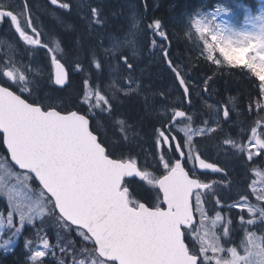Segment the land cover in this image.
Instances as JSON below:
<instances>
[{
    "label": "snow or ice",
    "instance_id": "1",
    "mask_svg": "<svg viewBox=\"0 0 264 264\" xmlns=\"http://www.w3.org/2000/svg\"><path fill=\"white\" fill-rule=\"evenodd\" d=\"M47 2L67 17L76 8L71 0ZM92 3L95 6L89 4L88 12L78 17L84 24L82 33H50L53 39L47 40L33 16L31 0H0V25H8L29 61L21 67L0 57V143L7 150L3 159L12 169L5 171L28 193L22 197L7 188L0 175V196L7 197V207L0 211V236L5 224L11 233L0 247L7 250L25 225L35 228L37 221L55 216L62 227L92 245L81 249L80 259L60 247L64 258L59 264H264V126L258 121L259 131L252 127L251 136L239 134L247 144L227 136L222 141L244 168L259 165L252 169L257 179L247 185L251 192L238 199L229 197L233 202L227 203L215 192L216 182L207 180L209 171L225 169L202 158L196 138L219 141V133L232 120L230 111L218 108L215 121L193 113L194 85L162 43V59L182 90V101L170 105V111L165 109L160 129H153L152 164L125 157V148L133 150L128 133H135L136 123H129L134 116L127 114L121 101L135 99L142 91L134 62L139 21L134 15L127 34L109 29L102 0ZM249 23L251 30L236 29L215 23V16H201L189 27L202 41L199 52L205 62L221 71L226 66L250 74L259 81V95L264 97V14ZM147 31L168 40L158 19L147 24ZM151 43L155 46L156 40ZM36 61L39 65L33 70ZM110 74L116 79L105 90L103 82ZM74 77H79L75 88ZM213 81L214 76L203 81V92L210 91ZM56 93L68 95L71 107ZM257 106L264 111V104ZM97 118L123 130L118 144L96 134ZM34 181H38L35 188ZM145 193L154 194V202H142ZM225 208L238 210V225L232 219L225 221L221 214ZM236 227L244 231L243 240L225 248L221 240ZM42 231L36 230V235ZM32 243L28 240L25 246ZM40 243V248L31 250V264H45L44 258L54 254L47 238L41 236Z\"/></svg>",
    "mask_w": 264,
    "mask_h": 264
},
{
    "label": "trees",
    "instance_id": "2",
    "mask_svg": "<svg viewBox=\"0 0 264 264\" xmlns=\"http://www.w3.org/2000/svg\"><path fill=\"white\" fill-rule=\"evenodd\" d=\"M132 1H135L137 3L138 10L142 12L143 25L147 26V24L153 22L156 19L162 22L163 30L168 35L171 46L169 55L172 56L171 58L175 64L184 69L190 77L192 74H194L195 76L200 75L208 77L212 75L213 71V74L216 75L214 77L213 83L218 82L219 84H221L222 82V84H218L219 86L217 85V87L211 85L213 89L219 88L218 91L220 92V94H237V102H239L240 106H243L245 110H248V113L251 112L253 108L256 111L257 104L260 101L258 97L255 98L256 96H254V94L257 93V90L255 85L253 84V80L250 74L248 76L241 72V70L239 69L230 68H223V70L221 71L217 69V66L212 65L210 62H205L203 57L200 56L199 45L197 44L195 38L188 33L187 29L189 26V22L187 21V16L194 13L200 5L204 6L205 4L208 6H212L218 0H160L159 2L155 0ZM239 1H243L245 4L254 8L262 0ZM102 2L106 18L110 20V26L108 25V28L115 27L117 32H119V29L125 30V28L128 26V23L126 22L128 14L125 12L127 11L128 7L126 4H123L124 0H102ZM154 2H156L158 6L156 5V3L154 5ZM89 3H92V0L88 1V5ZM106 3L108 4L106 5ZM93 5L95 6L94 3ZM78 21L77 25H82L83 28L77 26L76 31L77 33H82L84 31V24H82L80 20ZM0 57H3L1 53ZM161 66L162 69L156 67L155 65L151 66L153 76L158 78L161 82H164V84L162 83L163 86L161 85V83H159L158 87L154 89V96H152L153 99L147 93L149 95H146L148 100L144 99L146 97L145 94H139L140 96L138 95V97L130 101H121V103L124 104L127 110V114L134 116V120L129 121V123H136L137 130L135 131L136 133L131 132L134 137L133 140H129L130 147L133 150L129 151L127 148H125L124 155L125 157H127L128 155H132L134 158L138 159V163L140 164L153 163V159L146 155L145 157H141V153L146 152V150H148V152L149 150H151L152 153L153 144L155 142L153 129L155 127V129L159 130L161 127L159 121L162 116L158 115L159 112L152 111V114H155L154 117L150 118L149 116H147L149 113L146 110V106L149 98L152 99L151 101H149L150 104H152L154 101L155 104H160V106H162V103H164L163 105L166 104L168 106L175 105L176 103H168V100L170 101V99L168 98L169 93H167L169 91L168 82L169 85L173 84L174 88L176 87L179 93H182V90L180 89L173 73L167 68L165 63H162ZM0 67H3V63H0ZM150 79L153 82V79ZM78 83L79 77H74V88L78 85ZM97 83L99 84L100 82L98 81ZM49 87L56 86L49 85ZM74 88L69 89L68 92L73 93ZM103 88L107 90L105 84ZM56 95L63 96V98L69 102V107H71V98L68 95H65L64 93H56ZM257 113L258 116L253 119L252 115H248L244 111V115L241 118L240 116L235 118V125L230 127V133L228 132V130H226V132L219 133L221 138L219 141L215 142L214 138H209V140H201V143L199 144L200 150L203 153V158H206V160H210V162H215L221 165L227 173L224 178H221L222 186L221 189H219V191L217 192L219 196L222 197L223 200L227 203L233 202L231 199H229V197L238 199L240 194L247 192L246 188L248 185L247 183L249 178V168H244L237 160L236 156L223 154L222 152H224L223 150L226 148L225 145H223L222 141L226 136L231 139L244 141L245 139H243V136H247V134L251 131V128L254 127L255 121L263 117L262 111H257ZM97 120L98 121L96 122L95 120L93 124L96 126V133L98 135L104 136L107 140L108 134L109 136L111 135V137L115 140L118 136H121L116 128L110 127L103 119L97 118ZM101 123L103 126L101 125ZM240 133H243V136L239 135ZM217 147L218 150L221 151V153H219V159H216L214 157L212 158L211 156L205 154L206 151L213 150V148ZM6 155L7 154L5 148L3 147V144L0 143V157H5ZM156 174L159 175L160 173L157 172ZM34 183L37 185L35 181ZM138 191L143 193V189L138 188ZM153 199L154 194L151 193H145L142 197L143 202L146 201L152 203L154 201ZM207 207L211 208L212 203H208ZM223 212L226 213L228 219H232L236 225L239 224V217L236 215V213L238 212L237 209H233L231 212H228L227 208H225ZM38 222H40L42 224L41 226H43L40 229L45 230L44 227H48L46 228V236L49 240H51V243H58L53 248L55 253L52 260L48 259L47 257L44 258L45 264H59L58 260L56 259L58 258L60 260L64 258L62 253L58 251V246L64 247L65 245V247L70 251H74L77 257L82 256L80 250V247L82 246V239L74 231L65 229L60 225L59 222H57V220V223L54 224V221L51 220V216H46L42 221H37V223ZM28 230L29 228H26L24 233L18 237V241L11 251L3 252L0 250V264H31V261L29 259L30 251L25 246L26 240L23 237L28 234ZM253 230L257 231V233L260 234V231H258L257 229L254 228ZM243 235L244 231H242L239 227H236L229 234V236L224 239V244H227V247L228 245L237 246L240 244L239 241L240 239H242ZM191 242L193 243V241ZM84 244L89 249L92 247L90 243L85 242ZM55 255L57 256V258Z\"/></svg>",
    "mask_w": 264,
    "mask_h": 264
},
{
    "label": "rangeland",
    "instance_id": "3",
    "mask_svg": "<svg viewBox=\"0 0 264 264\" xmlns=\"http://www.w3.org/2000/svg\"><path fill=\"white\" fill-rule=\"evenodd\" d=\"M88 1L89 0H77V3L78 4L80 3L78 8L79 9L82 8L81 10H82L83 13L85 11L88 12V10H89ZM156 1L159 2L160 0L159 1L156 0ZM130 2H132V1L124 0V2H123V4H126V5L129 4V5H127L129 10L127 9L128 11H126V13L128 14L129 18H131V20H130L131 23L129 24L128 29H127V31H125L124 34L128 33V30L131 28V25H132L133 16L135 15V17H136V15L138 13L137 12L138 5L136 4V6L133 7L134 4L130 3ZM82 5H83V7H82ZM218 8H225V9H227V11L218 13L217 12ZM261 14H264V0L260 1V3L257 4L254 8L250 7L249 5L245 4L243 1L241 2L239 0H218L212 6H208V5H205V4H204V6L200 5L196 9V11L194 13L189 14L187 16V21L190 24L191 20L199 19L201 16H208L209 18H211L212 16H215V23L227 25V26H230V27H233V28H236V29H249V30H251L252 25L249 23V20L251 18L256 17L258 15H261ZM51 18L53 20H56L55 17H53V16H51ZM54 22H55V24H57V26L58 25L62 26V23H61L60 20H58V21L56 20ZM187 30H188V33L195 38L197 44L199 46H201L202 45V41L199 39L198 34H195L194 28H190L188 26ZM110 35H112V34H110ZM114 35H116V34H114ZM151 37H152V35H150L149 38L148 37L147 38L143 37V39H142V37H141V39H142L141 40L139 38V36H138L136 38V43H135V46H134V51H135L134 62L136 63V70H138L139 66L143 67V70H145L148 75L152 72V69H151L152 65H155L156 67H158L157 64L161 65V63H162V58H159L161 53L158 51L159 50L158 43L156 42L155 46L152 45L151 41H150V43L146 44L147 40L151 39ZM153 39H154V37H152V40ZM0 43H1L0 44V50L4 49L5 51H7L8 52V56H11L12 59H13L12 61L15 62L18 66L23 67V65L29 63V62L26 63L25 61H23L21 59L22 53L19 54V53H17L15 51V48L17 47L16 46V41L14 39H11L9 37V35L0 36ZM129 54L130 55L132 54L131 51L129 52ZM38 65H39V63H37V61L34 62L32 64L33 70H35V68ZM109 72L111 73V69H109ZM148 75L146 76L145 87L142 88L141 94H145V96L149 94L150 97L152 98V96H154V94H153V91H155L154 89L156 87H158L159 83H161V85H162V83L164 84V82H161L158 78L154 77L152 75V73L149 76ZM135 76L137 77V83L142 87L144 83H142L141 79L138 77V75H136V73H135ZM198 76H199L200 80H205L207 78V77L200 76V75H198ZM150 78H152V79L154 78L153 79L154 83L152 82V80H150ZM115 79H116V77L112 76L110 74L109 81H113ZM193 82H192V85H194L193 92H195V94L197 96H199L201 93H203V89H201L202 84H201L200 81L194 82V84H193ZM109 83L110 82H108V86L106 87L107 90H109ZM152 84H153V86H152ZM258 84H259V81H257V86H258ZM168 86H169V88H171L172 84L169 85V82H168ZM146 91H148L147 92L148 94L146 93ZM151 98H149L150 99L149 101L152 100ZM144 99L148 100L147 96ZM149 101L147 103L148 109L150 111L156 112L155 111L156 109H152V108L160 107V104H155V103L150 104ZM259 101H260L259 104H264V97H261ZM164 106L165 105H162L161 108H164ZM256 108H258V106ZM157 112H160V109L159 110L157 109ZM262 113H263V117H261L257 121H255L254 127H258V125H257L258 121L260 122V126H264V111H262ZM165 114H166V112H165ZM149 115H152V113L150 112ZM235 117H236V115L232 118V120H233V121L231 120L232 123L235 122ZM205 120H208V119H205ZM259 130H260V128L258 127V131ZM247 136H251V131L247 134ZM237 141H239V140H237ZM243 143L247 144V140L245 139L243 141ZM225 148L226 149H224V150H227L228 146L225 145ZM3 158H4V156L0 157V175H4L5 176V184H6L7 188L15 189V190L19 191L22 197L27 195L28 193H26L25 190L20 187V185L16 181L15 177L6 174L5 170H7V172H11L12 169L9 167L8 163H6ZM151 159H153V158H151ZM255 167H259V165H253L252 167H249V170H248L249 178H248V183H247L248 185L252 184V182L257 179V177L255 176L254 171L252 170ZM262 170H264V169H262ZM17 171H19V170H17ZM32 187L33 188L37 187L34 182H33ZM217 188L219 189V185H217ZM217 188H215V191L217 190ZM246 190H247V192H251V189L248 188V187L246 188ZM214 199H215V197H214ZM250 200H251V202L253 204L257 203L254 196H251ZM6 201H7V197L0 196V211L4 210L7 207ZM221 214L225 217V221H227L228 217H227L226 213L222 212ZM211 215H215V214L211 213ZM51 220L54 221V224L57 223L56 219H55V216H51ZM41 225L42 224L40 222L36 223L35 228H33L32 226H29V225H25V227H24V229L22 231V234H23L24 231L26 230V228H29L28 234L23 236V237L25 238L26 242L28 240H32L33 241L32 245L30 247H27L28 250L30 251V254H31V250L32 249H36V248H40L41 247V243H40L41 236L47 238V236H46V228H48L47 226L44 227L45 230L42 231L41 236H37L36 235V230H38V228L40 229L41 227H43ZM257 234L259 235V233H257ZM244 235H245V233H244ZM244 235H243L242 239H240L239 243H241V241L243 240ZM10 236H11V233L8 231L7 226L5 224V227L3 229V235L0 236V245H4L5 241ZM18 237H13L12 238V242L7 244V246H6L7 250L5 249V247H0V250L3 251V252L11 251L14 248L15 244L17 243V241H18L17 240ZM224 239H226V237H223V239L221 240V243L224 245L225 248L234 246V245H228V247H227V244H224V242H225ZM49 242H50V244H52L51 240H49ZM84 243L85 242L82 240L81 241L82 246L80 247V250L82 248L86 247V245ZM56 244H58V243L55 242V244H52V245L55 246ZM64 247H65V245H64ZM197 247H198V244H197ZM53 251H54V249H53ZM58 251H60V247L59 246H58ZM240 251H241V254H243V249L242 248L240 249ZM54 253H55V251H54ZM53 255L54 254H49L46 257L48 259L52 260ZM29 257H30V255H29ZM56 258H57V256H56ZM77 258L80 259V258H84V257L82 255V256L77 257ZM56 260H58V263H59V259L57 258ZM69 264H71V261H69Z\"/></svg>",
    "mask_w": 264,
    "mask_h": 264
},
{
    "label": "bare ground",
    "instance_id": "4",
    "mask_svg": "<svg viewBox=\"0 0 264 264\" xmlns=\"http://www.w3.org/2000/svg\"><path fill=\"white\" fill-rule=\"evenodd\" d=\"M75 1V0H74ZM120 1V0H119ZM130 1H132V0H130ZM156 1V0H155ZM159 1V0H158ZM72 2V1H71ZM76 2H77V0H76ZM107 2V1H106ZM122 2V1H121ZM128 2V1H127ZM105 3V2H104ZM130 3H133V4H135L136 2L135 1H132V2H130ZM155 3L156 2H154V5H155ZM80 4V3H79ZM84 4V3H83ZM89 4H91V6H94L93 5V3H89ZM108 3H106V5H107ZM137 4V3H136ZM135 4V5H136ZM127 5H129V4H127ZM135 5H133V7L135 6ZM156 5H157V3H156ZM88 6V5H87ZM158 6V5H157ZM78 7V6H77ZM82 7H83V5H82ZM128 7V6H127ZM106 8V7H105ZM154 8V7H153ZM82 9V8H81ZM88 9V8H87ZM107 9V8H106ZM133 9V8H132ZM108 10H110V9H108ZM128 11V10H127ZM80 12V11H79ZM126 12V11H125ZM137 15H136V18H137V20L139 21V24H142V18H143V16H142V12L140 11V10H138L137 9ZM83 13V12H82ZM87 12L85 11L84 13H83V15H85ZM145 13V12H144ZM80 14V13H79ZM125 15V14H124ZM127 15V14H126ZM80 16V15H79ZM47 18H48V16H45V20H46V22H47ZM64 19V18H63ZM69 20L67 21V23L68 22H70V25H71V27L73 28V29H75L76 27V18L75 17H72V19L71 18H68ZM127 19V25L129 26V24L131 23L130 22V20H131V18H129V16H128V18H126ZM110 21V20H109ZM122 21V20H121ZM64 22V21H63ZM66 23V22H65ZM78 23H79V21H78ZM86 23V22H85ZM60 24V23H59ZM68 25V24H67ZM58 26H60V25H58ZM69 26V25H68ZM78 27H82V25H77ZM110 26V25H109ZM112 26V25H111ZM128 26L125 28V30L126 29H128ZM147 27V26H146ZM66 28V27H65ZM83 28V27H82ZM115 28V27H114ZM142 28V27H141ZM80 30V29H79ZM120 30V29H119ZM123 30V29H122ZM125 30H123V31H125ZM62 33V32H61ZM70 33V32H69ZM111 33V32H110ZM114 34V33H113ZM174 35V34H173ZM149 38V37H148ZM150 41H152V37H151V39H149V40H147V42H146V44L147 43H150ZM163 45L165 46V47H168L169 48V51H170V42H169V39L167 40V41H163ZM158 46H159V52L161 53V46L158 44ZM157 53V52H156ZM172 56L170 55V58H171ZM159 58H162V55H160V57ZM172 59V58H171ZM162 63H165L166 64V66H167V68H168V65H167V63L162 59ZM161 63V64H162ZM177 63V62H176ZM158 65V67L160 68V69H162V66L160 65V64H157ZM180 68V67H179ZM169 69V68H168ZM170 70V69H169ZM180 70H182V73L185 75V77H186V79L188 80V82H189V84L190 85H192V82L194 81V82H198V81H200L201 82V84H202V87H201V89H203L204 88V84H203V81L204 80H200L199 79V76H195L194 74H192L191 75V77L187 74V72L184 70V69H182V68H180ZM106 71L107 72H109V69H106ZM157 71V70H156ZM171 71V70H170ZM172 72V71H171ZM110 73V72H109ZM152 73V72H151ZM150 73V74H151ZM173 73V72H172ZM149 74V75H150ZM148 74L147 73H143L142 75H140L139 76V78L141 79V81H142V83H144L143 84V86H142V88H144L145 87V80H146V76H147ZM148 75V76H149ZM152 75H153V73H152ZM174 75V74H173ZM211 76H216L215 74H213V71H212V75ZM155 77V76H154ZM189 77V78H188ZM138 78V79H139ZM149 78V77H148ZM109 79H110V75L104 80V82H103V86H104V84H105V87H107L108 86V82H110L109 81ZM154 79V78H153ZM151 80V79H150ZM194 82H193V84H194ZM211 83V85L212 86H215V87H217V85L219 84L218 82H215V83H213V82H210ZM221 84H222V82H221ZM221 84H219V85H221ZM218 85V86H219ZM174 85L172 84V87L171 88H169L170 90L167 92V93H169V96H168V98L170 99V101L168 100V103H180L181 101H182V95H181V93H179L178 92V90L176 89V88H174L173 87ZM212 86H211V88H210V91H213L217 96H218V99H212L211 98V96L210 97H207L206 95H205V93L203 92V93H201L199 96H197V100L198 101H196L194 98H195V94H194V97H193V105H194V107H193V109H192V112L193 113H195V114H197V115H201L202 116V118L203 119H208V120H212V119H217V109H218V106L220 105V102L222 103H225L226 105H227V107L229 108V110H230V114H231V116H232V118L236 115V117L235 118H237V117H239L240 116V118L244 115V111L246 112V114H248V115H252V118L254 119L256 116H258V113H257V111H261L260 109H259V107L258 108H256V111H255V109L253 108V110L251 111V112H249L248 113V110H245L244 109V107L243 106H240V104H239V102H237V94H231V93H226V94H220V92L218 91V89H213L212 88ZM157 88V87H156ZM155 88V89H156ZM149 91V90H148ZM148 91H146V93L148 92ZM210 91H208V94L210 95ZM140 94H141V92H140ZM151 94V93H150ZM140 96V95H139ZM143 96V95H142ZM144 97V96H143ZM140 99V98H139ZM153 99V98H152ZM150 100V99H149ZM172 101V102H171ZM253 101V100H252ZM197 102V103H196ZM153 103H154V101H153ZM164 103H162V105H163ZM209 105H211V108H209ZM144 106V105H143ZM151 106V105H150ZM154 107V106H153ZM152 109H156L155 111H157V109L159 110L160 109V112H159V114L158 115H160V116H162V117H166V114H165V109H168V111H170L171 109L169 108V106L168 105H166L165 104V106H164V108H161V106L160 107H155V108H152ZM151 109V110H152ZM146 110L148 111V113H152V111H150L149 109H148V106H146ZM150 111V112H149ZM154 115L155 114H152V115H147V116H149L150 118L151 117H154ZM239 118V119H240ZM233 121V120H232ZM232 121L231 122H229L228 124H226V125H224V129H223V132H226V130H228V132L230 133L231 132V130H230V127L231 126H233V125H235L234 124V122L232 123ZM132 123V122H131ZM137 131V130H136ZM227 132V133H228ZM136 133V132H135ZM221 133V132H220ZM221 139V138H220ZM210 150V149H209ZM219 153H221V151H219L218 150V147L217 148H213V150H210V151H206L205 152V154L206 155H208V156H211L212 158L214 157V158H216V159H219ZM223 154H226V155H230L229 154V152L227 151V150H224V152H222ZM230 191V190H229Z\"/></svg>",
    "mask_w": 264,
    "mask_h": 264
},
{
    "label": "flooded vegetation",
    "instance_id": "5",
    "mask_svg": "<svg viewBox=\"0 0 264 264\" xmlns=\"http://www.w3.org/2000/svg\"><path fill=\"white\" fill-rule=\"evenodd\" d=\"M72 1V4L73 5H76V8H75V10L73 11V14H72V16L71 17H67V16H63V15H61V13L63 12V10L61 9V10H53L52 8H50L49 7V5H48V2H47V0H31V5H32V7H33V16L36 18V20H37V23L39 24V26L41 27V29H42V31L44 32V35H45V39H47V40H52L53 39V37L50 35V33H65V34H67V33H71L72 31H76V28L75 29H73L72 27H71V25H70V22H68L67 23V21L69 20L68 18H71L72 19V17H75L76 18V22L79 20L78 19V17H82V16H84L83 15V13H82V10L81 9H79L78 7H79V4L76 2V0L74 1V0H71ZM78 6V7H77ZM80 11V12H79ZM80 13V14H79ZM53 16V17H55V19L58 21V20H60L61 21V23H62V26H57V24H55V22L54 21H56V20H53L52 18H51V16ZM80 15V16H79ZM45 16H48V18H47V22H46V20H45ZM64 18V19H63ZM64 21V22H63ZM66 22V23H65ZM69 26H68V25ZM83 24V23H82ZM66 27V28H65ZM75 27H77V23H76V26ZM142 27V28H141ZM109 29H115L114 27H112V28H109ZM145 30H146V26L145 25H143V24H140L139 25V29H138V31H139V38L141 39V37H142V39H143V37H149L150 35H152V37H154V39L156 40V42L161 46V44L163 43V39L161 38V39H159L157 36H153V34H152V32L151 31H147L146 33H145ZM122 30H119V32H121ZM125 31H127V29L125 30ZM125 31H122L123 33H125ZM117 34V32H111L110 34H112V35H114V34ZM7 35H9V37L11 38V39H14L15 41H16V38L12 35V33L8 30V25L5 23V24H2V25H0V36H7ZM141 39V40H142ZM1 44V43H0ZM16 48H15V51L17 52V53H22V56H21V59L23 60V61H25L26 63H28L29 61L28 60H25L24 59V55H25V53H24V50H23V48L21 47V45H19V44H17V41H16ZM24 47H27V46H24ZM1 52L3 53V55H4V62H7V61H9V60H13L12 59V57L11 56H8V52L7 51H5L4 49H1ZM37 63H39L38 61H37ZM0 68H2V67H0ZM225 69H228V67H224ZM143 73H146V71L145 70H143V67H140L139 66V68H138V70H136V75H138V77L140 76V75H142ZM249 76V75H248ZM252 78V80H253V84L255 85V87H256V90H257V93L256 94H254V96H256L255 98H259V100H260V98H261V96L259 95V90H258V86H257V80L254 78V77H251ZM219 89V88H218ZM205 93V95L207 96V97H210L211 96V98L212 99H218V96L213 92V91H210V95L208 94V92H204ZM194 94H195V92H193V90H192V99H193V97H194ZM195 100L196 101H198L197 100V95L195 94ZM197 103V102H196ZM218 108L219 109H223V108H228L227 107V105L225 104V103H221L220 102V105L218 106ZM229 109V108H228ZM230 111V110H229ZM213 121H215L216 120V118L215 119H212ZM98 120H96V122H97ZM101 125H102V123H101ZM103 126V125H102ZM212 126H215V125H212ZM117 130H118V132H119V134L121 135V136H123L124 135V133H123V130L122 129H120V128H116ZM181 135H182V133H181ZM128 137H129V140H133V134L131 133V132H129L128 133ZM209 138H211V136L209 137ZM209 138H207V139H203V138H200V137H197L196 139L197 140H209ZM118 140H119V136L117 137V139L115 140V139H113L112 137H111V135L109 136V134H108V141L110 142V143H112V144H118L119 142H118ZM215 142H217V140L215 139L214 140ZM198 147L200 148V146L198 145ZM145 155L146 156H148V157H152V155H151V150H149V152H148V150H146V152H143V153H141V157H145ZM147 157V158H148ZM208 162H210V160H207ZM220 166V165H219ZM221 167V166H220ZM227 173H226V171L224 172V173H211V172H208V175H207V180H208V182H216V187H217V185H219V187H221L222 185H221V178H224L225 177V175H226ZM222 176V177H221ZM215 187V188H216ZM216 191H219V189H217ZM218 196H219V194H217ZM154 199H155V197H154ZM153 199V200H154ZM154 202V201H153Z\"/></svg>",
    "mask_w": 264,
    "mask_h": 264
},
{
    "label": "water",
    "instance_id": "6",
    "mask_svg": "<svg viewBox=\"0 0 264 264\" xmlns=\"http://www.w3.org/2000/svg\"><path fill=\"white\" fill-rule=\"evenodd\" d=\"M4 148H5V146H3ZM5 151H6V153H7V150H6V148H5ZM218 166V165H217ZM37 182V184H38V181H36Z\"/></svg>",
    "mask_w": 264,
    "mask_h": 264
}]
</instances>
